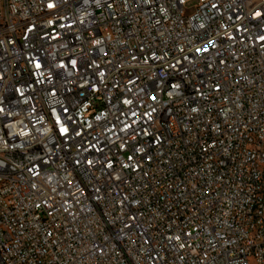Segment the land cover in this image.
Wrapping results in <instances>:
<instances>
[{"label":"built area","instance_id":"obj_1","mask_svg":"<svg viewBox=\"0 0 264 264\" xmlns=\"http://www.w3.org/2000/svg\"><path fill=\"white\" fill-rule=\"evenodd\" d=\"M0 264H264V0H0Z\"/></svg>","mask_w":264,"mask_h":264},{"label":"rangeland","instance_id":"obj_2","mask_svg":"<svg viewBox=\"0 0 264 264\" xmlns=\"http://www.w3.org/2000/svg\"><path fill=\"white\" fill-rule=\"evenodd\" d=\"M195 4H196V2H191V3H189L187 5V7L185 8V13L187 15H190V14L194 13V11H195Z\"/></svg>","mask_w":264,"mask_h":264}]
</instances>
